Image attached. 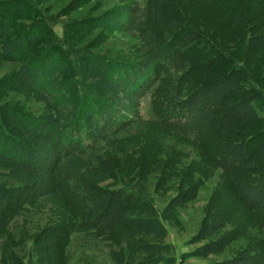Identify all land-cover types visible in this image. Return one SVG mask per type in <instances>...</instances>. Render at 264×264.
<instances>
[{"label": "trees", "instance_id": "obj_1", "mask_svg": "<svg viewBox=\"0 0 264 264\" xmlns=\"http://www.w3.org/2000/svg\"><path fill=\"white\" fill-rule=\"evenodd\" d=\"M46 1L53 0H0V62L11 66L0 80V172L7 182L0 183V241L23 232L15 225L19 217L64 205L85 236L119 245V262L129 255L138 264H175L163 223L187 194L160 208L141 184L108 186L119 180L113 156L123 163L119 136L139 123L206 146L208 165L228 181L264 236V141L247 150L254 128L264 136V93L244 64L218 56L213 77L210 62L199 64L189 55L210 34L200 38L185 12L217 0H128L80 24L69 16L72 8L50 12L41 7ZM93 30L109 34L89 39ZM112 33L135 36L143 56H111L103 44ZM245 45L243 54L252 40ZM12 92L32 99L35 111L8 105ZM222 220L218 213L205 216L193 239L203 244L190 256H213L235 240L222 234ZM13 226L18 232L10 231ZM72 231L52 234L64 244ZM205 264H264V255Z\"/></svg>", "mask_w": 264, "mask_h": 264}, {"label": "rangeland", "instance_id": "obj_2", "mask_svg": "<svg viewBox=\"0 0 264 264\" xmlns=\"http://www.w3.org/2000/svg\"><path fill=\"white\" fill-rule=\"evenodd\" d=\"M81 2L82 0H53L46 1L41 7L50 12L62 5L63 9L72 8L68 14H74L73 21L80 24L105 10L120 7L128 0H89L81 8L72 5ZM58 13L55 11V14ZM185 14L190 17L191 23L197 24L200 38L210 34L205 43L199 39L196 46L190 49L189 55L199 64L210 62L211 66L207 70L213 77L218 73L214 67V59L218 56L244 64L246 70L252 74L255 84L264 93V0H217L207 6H194ZM58 18L64 23L68 20L61 15ZM108 34V30H93L88 38L95 39L97 36L104 37ZM248 40H252L251 48L243 54ZM215 46H219L221 50L215 51ZM103 47L111 52V56H122L127 60H137L144 54L133 35L112 33ZM10 72L11 66L0 62V80L7 79L6 76ZM198 82H202V79H198ZM24 97L16 92L8 93L6 102L10 106L14 105V108L32 114L36 104L32 99ZM144 108L145 105H142V112ZM258 131L256 127L249 134L253 138L247 145L249 152L258 149L264 141L263 135L257 136ZM117 143L123 163L113 156L119 180L114 185L108 181V186L126 185L133 188L136 184H141L154 205L160 208L180 194L181 197L186 194L188 196L179 207L170 211V220L163 223L167 231L165 242L172 247L171 254L175 264L221 262L240 257L241 254L257 257L264 255L263 234L250 222L228 181L218 170L208 165L209 151L206 146L203 148L202 145L195 146L177 140L142 123L125 131L119 136ZM212 144L214 148L219 145L217 141ZM108 157L111 155L108 154ZM4 176L5 174L0 172V183L6 182ZM123 177L126 180H123ZM63 206L60 205L62 211L50 208L46 214V210L39 208L19 217L15 225L23 232L19 235L15 233L14 236L10 233L6 241H0V264H138L137 260H130L129 255L126 261L119 262L116 255L119 245L107 246L81 233L83 231L73 226ZM208 213H218L225 225L222 234H230L235 240L223 251L199 259L190 255L203 243L195 244L193 239ZM66 227L75 233L70 235L64 244H58L52 231ZM18 230H15L14 226L10 228L13 233ZM44 243L46 259L41 258ZM56 246V251H53Z\"/></svg>", "mask_w": 264, "mask_h": 264}]
</instances>
